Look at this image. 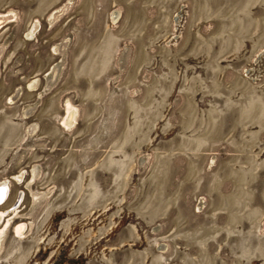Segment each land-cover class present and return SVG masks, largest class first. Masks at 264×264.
<instances>
[{
    "label": "rangeland",
    "instance_id": "obj_1",
    "mask_svg": "<svg viewBox=\"0 0 264 264\" xmlns=\"http://www.w3.org/2000/svg\"><path fill=\"white\" fill-rule=\"evenodd\" d=\"M0 183V264H264V0H0Z\"/></svg>",
    "mask_w": 264,
    "mask_h": 264
},
{
    "label": "bare ground",
    "instance_id": "obj_2",
    "mask_svg": "<svg viewBox=\"0 0 264 264\" xmlns=\"http://www.w3.org/2000/svg\"><path fill=\"white\" fill-rule=\"evenodd\" d=\"M113 13V12H112ZM112 16V15H111ZM114 17H111V20H113ZM39 24L37 22H34L31 24V29L30 31H28L26 33V37L29 38L30 36H34L35 34V31L37 30ZM29 36V37H28ZM32 85V84H30ZM28 85V87L30 86ZM73 112V111H72ZM69 113V112H68ZM23 178H24V174L23 173H19L17 176L14 175V180L17 182V183H21L23 181ZM10 180V179H9ZM10 182H12L10 180ZM14 183V182H13ZM14 185H16L14 183ZM7 192H8V186L6 183H0V199L2 200V202L0 203V206L6 201L5 198L7 196ZM22 197H23V192L22 191H19L18 192V197L16 198L15 202L13 203L12 207L10 208L9 211H12L14 209H17L18 208V205L20 204L21 200H22ZM6 214H3V215H0V221L4 218ZM12 234L14 235H18L19 232H18V226L12 228ZM3 241L4 239H0V250L2 249L3 247Z\"/></svg>",
    "mask_w": 264,
    "mask_h": 264
},
{
    "label": "water",
    "instance_id": "obj_3",
    "mask_svg": "<svg viewBox=\"0 0 264 264\" xmlns=\"http://www.w3.org/2000/svg\"><path fill=\"white\" fill-rule=\"evenodd\" d=\"M61 129H63V130H65V128H63V126L61 125V124H59L58 125ZM12 182H16L15 180H14V176L12 177V179H10ZM2 202V200L0 199V203ZM195 212V211H194Z\"/></svg>",
    "mask_w": 264,
    "mask_h": 264
}]
</instances>
